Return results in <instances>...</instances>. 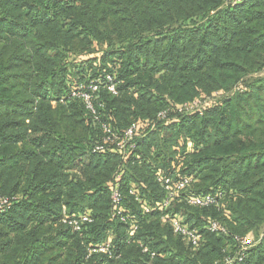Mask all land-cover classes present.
Wrapping results in <instances>:
<instances>
[{
	"label": "trees",
	"instance_id": "obj_1",
	"mask_svg": "<svg viewBox=\"0 0 264 264\" xmlns=\"http://www.w3.org/2000/svg\"><path fill=\"white\" fill-rule=\"evenodd\" d=\"M262 71L264 0H0V193L10 200L0 264H264ZM93 81L95 113L72 87ZM217 92L208 107L180 110ZM135 122L143 136L131 155L94 151L103 123L122 133ZM117 173L135 231L111 219ZM161 175L190 179L165 210ZM64 206L92 220L75 232ZM166 213L197 228L200 244ZM249 235L234 259L235 236ZM110 237L109 253L90 254Z\"/></svg>",
	"mask_w": 264,
	"mask_h": 264
},
{
	"label": "built area",
	"instance_id": "obj_2",
	"mask_svg": "<svg viewBox=\"0 0 264 264\" xmlns=\"http://www.w3.org/2000/svg\"><path fill=\"white\" fill-rule=\"evenodd\" d=\"M244 0H225V4L229 5H237ZM107 79L109 81V90L113 93L117 92L116 83L114 82V77L111 74L107 75ZM90 91L83 90L81 87L75 88L73 91L74 96L81 97L85 103L86 107L95 113V108L92 102V93H94L98 89V83L93 81L91 85L88 86ZM219 95L220 93H216ZM200 107L199 100H195L189 103H185L184 105L180 106V110H194ZM160 116L165 117L166 112L163 111L160 113ZM102 129V138L94 147V151H105L113 149L118 151L122 154L123 158L128 157L137 147L138 138L143 136L138 132L139 125L138 123H133L128 128H126L122 133L116 131L112 125L107 123H103L101 125ZM122 174L117 173L115 176L114 181L111 183L110 186V193H111V200H112V207L113 211L111 213V219L120 220L122 222L128 223L129 227L132 228L134 231L138 228V219L137 217L130 215L127 213V209L124 205V195L120 189V180ZM159 181L161 182L162 186L166 191V197L161 201L157 202V205L160 209H167L173 199L178 196V194L183 191L190 179L182 178L174 180L173 177L167 175H161L159 177ZM130 192L136 193L137 189H131ZM140 199V197H137ZM189 201L192 204H201V205H212L218 203L216 198L211 195H195L192 196ZM10 207V200L7 196L2 195L0 193V213L5 212ZM144 211L149 212L151 207L147 204L143 205ZM64 215L62 217V222L69 225L75 232H80L83 229V225L87 222L92 220L91 212H85L80 214H69L67 212L66 207H63ZM162 218L166 221L168 220L174 231L180 234L186 241H188L194 247H197L200 244L201 235L197 228L189 226L187 223L184 222V219L181 214L179 213H166L162 215ZM207 228L211 232H215L218 234H227L228 229L227 227L218 220H210L207 224ZM235 241L240 243V248L236 253V257L239 261H242L245 256V251L254 244L252 236H235ZM112 247L111 238H109L106 242L100 243L95 245L90 249V254L93 252H103L109 253ZM148 248H145L144 251H147ZM154 255V254H153ZM234 259H229L227 263H230Z\"/></svg>",
	"mask_w": 264,
	"mask_h": 264
},
{
	"label": "rangeland",
	"instance_id": "obj_3",
	"mask_svg": "<svg viewBox=\"0 0 264 264\" xmlns=\"http://www.w3.org/2000/svg\"><path fill=\"white\" fill-rule=\"evenodd\" d=\"M81 58V57H80ZM82 59V58H81ZM264 75V71H262V72H260V73H258V74H255L254 76H257V75ZM249 78V76H247L246 77V79H248ZM245 79V78H244ZM245 79V80H246ZM241 82V81H240ZM76 85V83H74L73 85H72V87L73 88H76L77 86H75ZM241 87H244V80H242V82L241 83H239V84H237L232 90H231V92L230 93H233V92H235V91H238V90H240L241 89ZM222 95V94H221ZM220 95V96H221ZM220 96H217V94H214L212 97L210 96H205V98L204 99H202V100H199V105H200V107H198V108H196V109H194L195 111H198L199 109H202V108H204V107H208L209 105H211V104H213V103H215L217 100L219 101V97Z\"/></svg>",
	"mask_w": 264,
	"mask_h": 264
},
{
	"label": "crops",
	"instance_id": "obj_4",
	"mask_svg": "<svg viewBox=\"0 0 264 264\" xmlns=\"http://www.w3.org/2000/svg\"><path fill=\"white\" fill-rule=\"evenodd\" d=\"M138 192V191H137ZM139 193V192H138ZM143 198V197H142ZM142 198H140L141 199V201L143 202V204H147V202L144 200V199H142ZM148 205V204H147ZM111 239H112V237H110Z\"/></svg>",
	"mask_w": 264,
	"mask_h": 264
}]
</instances>
